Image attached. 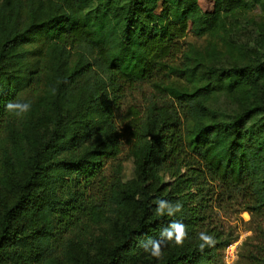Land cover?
<instances>
[{
  "label": "trees",
  "instance_id": "obj_1",
  "mask_svg": "<svg viewBox=\"0 0 264 264\" xmlns=\"http://www.w3.org/2000/svg\"><path fill=\"white\" fill-rule=\"evenodd\" d=\"M255 8L264 16V0H0V264H224L241 210L256 217L244 264H264V52L223 64L182 50ZM143 83L158 96L124 108ZM159 200L181 211L159 215ZM173 222L188 238L157 260L142 244Z\"/></svg>",
  "mask_w": 264,
  "mask_h": 264
},
{
  "label": "rangeland",
  "instance_id": "obj_2",
  "mask_svg": "<svg viewBox=\"0 0 264 264\" xmlns=\"http://www.w3.org/2000/svg\"><path fill=\"white\" fill-rule=\"evenodd\" d=\"M219 37L204 36L194 37L187 35L183 39L182 50L192 55H199L211 62L223 64L231 63L233 59H256L264 52V16L258 8L244 15L230 24ZM157 97L150 86L143 83L131 90L126 97L124 108L132 105L141 109L145 98ZM218 103L228 110H234L237 106L231 102H224L222 96L217 97ZM122 163L121 179L128 180L134 176L132 159L123 152L119 155ZM111 162H106L105 174L111 171ZM230 220L235 227V240L225 247L223 252L224 264H244L245 242L252 236V227L256 223V217L246 210L232 211Z\"/></svg>",
  "mask_w": 264,
  "mask_h": 264
},
{
  "label": "clouds",
  "instance_id": "obj_3",
  "mask_svg": "<svg viewBox=\"0 0 264 264\" xmlns=\"http://www.w3.org/2000/svg\"><path fill=\"white\" fill-rule=\"evenodd\" d=\"M6 108L10 112H13L16 117L22 118L31 111V104L28 102H9L6 105ZM181 207L182 206L178 203L172 205L166 200H159L157 202V213L159 215H164L166 213L168 216H172L175 213L181 211ZM161 235L164 238L163 240L148 239L147 242L142 244L144 250L149 252V254L157 260L163 256L162 244L165 241H171L177 246H183L184 241L188 238L186 227L180 222L171 223L168 228L162 231ZM200 239L204 242L200 245L201 248H203L205 244L213 243V238L209 235H205L204 233L200 234Z\"/></svg>",
  "mask_w": 264,
  "mask_h": 264
}]
</instances>
